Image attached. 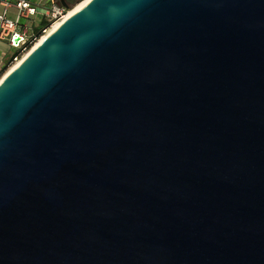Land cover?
Instances as JSON below:
<instances>
[{"label":"water","instance_id":"water-1","mask_svg":"<svg viewBox=\"0 0 264 264\" xmlns=\"http://www.w3.org/2000/svg\"><path fill=\"white\" fill-rule=\"evenodd\" d=\"M0 264H264V0H90L26 56Z\"/></svg>","mask_w":264,"mask_h":264},{"label":"built area","instance_id":"built-area-1","mask_svg":"<svg viewBox=\"0 0 264 264\" xmlns=\"http://www.w3.org/2000/svg\"><path fill=\"white\" fill-rule=\"evenodd\" d=\"M0 7V39H6L13 51L20 52L12 62L9 60L4 66H0L2 74L31 50L43 36L49 35L53 26L63 21L69 11L55 0H0ZM12 10H15L13 17L10 14ZM38 14L45 16L49 24L38 33L31 32L25 21L32 20ZM17 38L19 40H16Z\"/></svg>","mask_w":264,"mask_h":264},{"label":"bare ground","instance_id":"bare-ground-1","mask_svg":"<svg viewBox=\"0 0 264 264\" xmlns=\"http://www.w3.org/2000/svg\"><path fill=\"white\" fill-rule=\"evenodd\" d=\"M90 2V0H85L84 2L76 5L75 7H73L72 9H70L66 16L64 17L63 21H59L58 23H56L53 28L51 29L50 33H52L56 28H58L64 21H66L67 19H69L71 16H73L77 11H79L80 9H82L86 4H88ZM48 35L43 36L37 43L36 45L29 50L28 52H26L20 59H18L17 62H15L12 66H10L8 68V70L4 73V75L0 78V82L8 75L10 74V72H12L19 64H21L22 60L28 56L35 48H37L46 38Z\"/></svg>","mask_w":264,"mask_h":264},{"label":"rangeland","instance_id":"rangeland-1","mask_svg":"<svg viewBox=\"0 0 264 264\" xmlns=\"http://www.w3.org/2000/svg\"><path fill=\"white\" fill-rule=\"evenodd\" d=\"M85 0H70L69 2H68V5H69V10L70 9H72L73 7H75L76 5H78V4H80V3H82V2H84ZM57 2V1H56ZM11 17H13V16H11ZM43 18H44V16L42 15V14H38L36 17H33V19L32 20H27V21H25V23H27V25H28V27L31 29V32H33L35 29H40L41 28V25H42V21H43ZM14 52L15 51H12V53L11 54H14ZM10 54V55H11ZM7 70H8V68H7ZM6 70V71H7ZM5 71V72H6ZM4 72V73H5ZM4 73L2 74V76L4 75ZM1 76V77H2ZM0 77V78H1Z\"/></svg>","mask_w":264,"mask_h":264},{"label":"crops","instance_id":"crops-1","mask_svg":"<svg viewBox=\"0 0 264 264\" xmlns=\"http://www.w3.org/2000/svg\"><path fill=\"white\" fill-rule=\"evenodd\" d=\"M2 11V8L0 7V12ZM12 16L15 15V10H12L10 12ZM12 49L10 48L8 42L6 39H0V66H4L11 58L13 54ZM11 54V55H10Z\"/></svg>","mask_w":264,"mask_h":264},{"label":"trees","instance_id":"trees-1","mask_svg":"<svg viewBox=\"0 0 264 264\" xmlns=\"http://www.w3.org/2000/svg\"><path fill=\"white\" fill-rule=\"evenodd\" d=\"M55 1H57V3H59V4H61V5H62V1H65V2L68 3V0H55ZM48 24H49V22H48L47 18L44 16L43 21H42L41 28H40V29H35L34 31L38 33V32H40L45 26H47Z\"/></svg>","mask_w":264,"mask_h":264},{"label":"flooded vegetation","instance_id":"flooded-vegetation-1","mask_svg":"<svg viewBox=\"0 0 264 264\" xmlns=\"http://www.w3.org/2000/svg\"><path fill=\"white\" fill-rule=\"evenodd\" d=\"M70 0H68V2H69Z\"/></svg>","mask_w":264,"mask_h":264}]
</instances>
